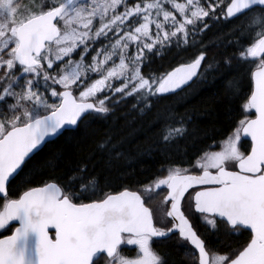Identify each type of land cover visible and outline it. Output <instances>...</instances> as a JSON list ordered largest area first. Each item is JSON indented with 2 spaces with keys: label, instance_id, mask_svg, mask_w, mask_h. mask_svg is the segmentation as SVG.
Here are the masks:
<instances>
[{
  "label": "snow or ice",
  "instance_id": "snow-or-ice-1",
  "mask_svg": "<svg viewBox=\"0 0 264 264\" xmlns=\"http://www.w3.org/2000/svg\"><path fill=\"white\" fill-rule=\"evenodd\" d=\"M221 20L240 23L228 41L236 51L218 59L204 36ZM182 45L197 49L191 62L147 70ZM221 69L235 73L231 134L189 154L188 118L158 120L155 148L169 167L142 190L105 191L91 159L55 175L58 157L43 155L49 138L114 116L130 98L147 115ZM109 146L111 166L121 154L111 136L99 148ZM0 232L10 233L0 264H172L158 247L172 239L185 264H264V0H0Z\"/></svg>",
  "mask_w": 264,
  "mask_h": 264
},
{
  "label": "trees",
  "instance_id": "trees-1",
  "mask_svg": "<svg viewBox=\"0 0 264 264\" xmlns=\"http://www.w3.org/2000/svg\"><path fill=\"white\" fill-rule=\"evenodd\" d=\"M239 23L235 20L232 23L221 20L211 27L204 36V44L208 45L209 56L216 55L219 59L220 54L231 55L236 51L235 48L228 46V41L235 38L232 35L233 29ZM196 39L199 41L200 37ZM196 53V48L185 50L183 45L180 48H172L171 51L164 50L159 55L153 56L147 70L161 75L179 63L190 61ZM254 68L253 66L252 70ZM233 76L235 73H229L225 69L206 72L189 86L157 100L152 111L143 116L132 111L134 101L130 98L114 116L90 118L79 132H65L64 135L49 140L43 155L55 154L58 157L55 175L63 176L77 166H82V161L91 159L95 174L103 177L100 181L101 187L111 185L110 188L104 187L105 191L117 188L142 190L160 175L162 168L169 167L164 154L158 153L155 148L160 131L158 120L169 114L188 118L190 122L187 128L190 134L180 143L187 145L189 154L204 147L205 144L222 142L231 134L232 119L237 114L236 109L239 106L226 88L227 81ZM249 88H252L251 73L246 72L243 90L247 91ZM247 94L250 95V92ZM108 136L112 137L115 151L121 154L111 166L106 164L109 155L113 154L111 146L107 152L99 148ZM242 140H247L250 144L248 139L242 138ZM212 150L221 149L214 147ZM164 191L165 189H162L158 195L154 194L152 200L153 208L158 211L162 208L161 199ZM7 234L9 233L0 232V237ZM211 239L215 243L217 236H212ZM219 239H225L222 233ZM158 247L169 255L172 264H185L186 250L179 246L175 239L163 241ZM130 254L134 255V252Z\"/></svg>",
  "mask_w": 264,
  "mask_h": 264
},
{
  "label": "water",
  "instance_id": "water-1",
  "mask_svg": "<svg viewBox=\"0 0 264 264\" xmlns=\"http://www.w3.org/2000/svg\"><path fill=\"white\" fill-rule=\"evenodd\" d=\"M189 62H191V61H189ZM185 63H188V62H185ZM180 65H181V64H179V65L176 66V67H179ZM176 67L172 68L170 71H172V70L175 69ZM254 70H255V69H254ZM254 70H253V71H254ZM170 71H169V72H170ZM194 80H195V78H194ZM191 83H192V82H190V84H191ZM252 83H253V88H254V82L252 81ZM185 87H187V86H185ZM185 87H184V88H185ZM177 91H179V90H177ZM177 91H176V92H177ZM170 94H171V93H170ZM253 111H254V110H253ZM54 138H55V137H51V138H49V140H52V139H54ZM247 139L250 140V138H247ZM128 189H130V188H128ZM122 190H123V189H122ZM130 190H133V189H130ZM9 234H10V233H9ZM7 235H8V234H7ZM0 238H2V237H0Z\"/></svg>",
  "mask_w": 264,
  "mask_h": 264
},
{
  "label": "rangeland",
  "instance_id": "rangeland-1",
  "mask_svg": "<svg viewBox=\"0 0 264 264\" xmlns=\"http://www.w3.org/2000/svg\"><path fill=\"white\" fill-rule=\"evenodd\" d=\"M161 202H162V201H161ZM161 204H162V203H161ZM165 207H167V206H165V205L162 204V208L159 209L160 212H158L157 214H158V215H160V213L162 214V213H163V210H164Z\"/></svg>",
  "mask_w": 264,
  "mask_h": 264
}]
</instances>
